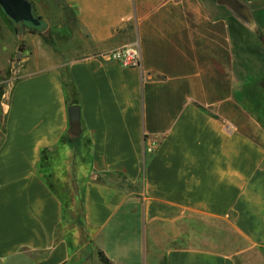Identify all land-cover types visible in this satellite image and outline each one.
Returning a JSON list of instances; mask_svg holds the SVG:
<instances>
[{
    "label": "crops",
    "instance_id": "0c3cea01",
    "mask_svg": "<svg viewBox=\"0 0 264 264\" xmlns=\"http://www.w3.org/2000/svg\"><path fill=\"white\" fill-rule=\"evenodd\" d=\"M63 1L75 42L3 107L0 264H264V128L235 94L227 7ZM242 1L258 22L264 0ZM135 40L137 67L100 56Z\"/></svg>",
    "mask_w": 264,
    "mask_h": 264
},
{
    "label": "rangeland",
    "instance_id": "374dc122",
    "mask_svg": "<svg viewBox=\"0 0 264 264\" xmlns=\"http://www.w3.org/2000/svg\"><path fill=\"white\" fill-rule=\"evenodd\" d=\"M43 25L15 22L0 12V120L13 84L28 72L58 62L64 50L75 42L58 38L75 26L72 12L61 0H30ZM215 1V0H214ZM235 92L264 128V27L255 29L241 22L232 12Z\"/></svg>",
    "mask_w": 264,
    "mask_h": 264
},
{
    "label": "water",
    "instance_id": "95a60500",
    "mask_svg": "<svg viewBox=\"0 0 264 264\" xmlns=\"http://www.w3.org/2000/svg\"><path fill=\"white\" fill-rule=\"evenodd\" d=\"M218 5L227 7L233 15L252 29L258 27V22L248 3L242 0H216ZM0 6L4 12L15 22H27L33 26H39L41 19L35 15L33 4L30 0H0ZM69 135L77 139L81 133L80 106H69Z\"/></svg>",
    "mask_w": 264,
    "mask_h": 264
},
{
    "label": "built area",
    "instance_id": "2783aa9c",
    "mask_svg": "<svg viewBox=\"0 0 264 264\" xmlns=\"http://www.w3.org/2000/svg\"><path fill=\"white\" fill-rule=\"evenodd\" d=\"M100 56L119 63L123 67H137L141 62V47L138 40L110 50L105 53H100Z\"/></svg>",
    "mask_w": 264,
    "mask_h": 264
},
{
    "label": "trees",
    "instance_id": "16d2710c",
    "mask_svg": "<svg viewBox=\"0 0 264 264\" xmlns=\"http://www.w3.org/2000/svg\"><path fill=\"white\" fill-rule=\"evenodd\" d=\"M61 4L65 7V8H67V6H65V3H64V1L63 0H61ZM34 7V6H33ZM0 12L5 16H7V14L4 12V10L2 9V7L0 6ZM35 12V11H34ZM36 15V14H35ZM231 15V14H230ZM255 15H256V18H257V20H258V23L260 24V26L261 27H264V11H262V12H257V13H255ZM9 17V16H8ZM39 17V16H38ZM10 18V17H9ZM40 19H41V24L39 25V26H35L36 28H40V26H42L43 25V21H42V18L41 17H39ZM232 18V16H230V19ZM11 19V18H10ZM31 25V24H30ZM57 37L58 38H63V36L62 35H59V34H57ZM235 94H236V96L238 97V98H240V100H242V97L238 94V93H236L235 92ZM74 102H78L77 100H74ZM100 258H101V260L105 263V264H109L110 263V261H109V259L105 256V254L102 252V251H100Z\"/></svg>",
    "mask_w": 264,
    "mask_h": 264
}]
</instances>
